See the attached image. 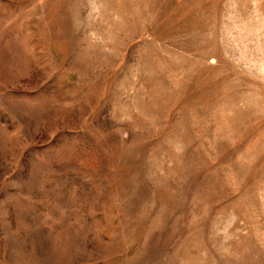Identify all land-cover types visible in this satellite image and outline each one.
Masks as SVG:
<instances>
[{"label": "rangeland", "instance_id": "obj_1", "mask_svg": "<svg viewBox=\"0 0 264 264\" xmlns=\"http://www.w3.org/2000/svg\"><path fill=\"white\" fill-rule=\"evenodd\" d=\"M0 264H264V0H0Z\"/></svg>", "mask_w": 264, "mask_h": 264}]
</instances>
